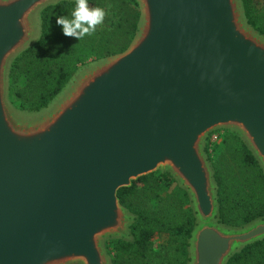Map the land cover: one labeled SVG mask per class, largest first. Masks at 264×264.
Here are the masks:
<instances>
[{
	"label": "water",
	"instance_id": "1",
	"mask_svg": "<svg viewBox=\"0 0 264 264\" xmlns=\"http://www.w3.org/2000/svg\"><path fill=\"white\" fill-rule=\"evenodd\" d=\"M76 0H0V264H112L130 241L118 191L155 172L187 193V264H227L264 240V219L218 223L210 134L242 139L264 174V37L240 0H136L128 48L83 66L46 108L9 101L12 62L40 36V13ZM33 115V116H31Z\"/></svg>",
	"mask_w": 264,
	"mask_h": 264
},
{
	"label": "trees",
	"instance_id": "2",
	"mask_svg": "<svg viewBox=\"0 0 264 264\" xmlns=\"http://www.w3.org/2000/svg\"><path fill=\"white\" fill-rule=\"evenodd\" d=\"M247 24L264 37V0H240ZM76 1H62L40 13V36L12 62L9 101L20 112L46 108L78 70L124 52L137 31L136 0H87L105 11L103 23L77 40L64 36L60 16L71 19ZM219 135L220 144L210 138ZM205 153L216 183L218 223L243 227L264 219V174L241 138L229 131L209 135ZM120 204L133 216L131 240L113 239L106 249L112 264H187L188 240L195 218L187 193L168 173L155 172L118 191ZM157 240H162L158 243ZM227 264H264V240L234 254Z\"/></svg>",
	"mask_w": 264,
	"mask_h": 264
},
{
	"label": "clouds",
	"instance_id": "3",
	"mask_svg": "<svg viewBox=\"0 0 264 264\" xmlns=\"http://www.w3.org/2000/svg\"><path fill=\"white\" fill-rule=\"evenodd\" d=\"M104 17L105 11L102 8L90 9L87 0H77L71 19L60 16L57 18V24L62 26L64 36L80 40L85 35H91L96 30V26L103 23Z\"/></svg>",
	"mask_w": 264,
	"mask_h": 264
},
{
	"label": "rangeland",
	"instance_id": "4",
	"mask_svg": "<svg viewBox=\"0 0 264 264\" xmlns=\"http://www.w3.org/2000/svg\"><path fill=\"white\" fill-rule=\"evenodd\" d=\"M257 1H259V2H261L262 0H257ZM89 63H91V62H89ZM89 63H87V64H89ZM86 64V65H87ZM82 68V67H81ZM68 86V85H67ZM66 86V87H67ZM65 87V88H66ZM64 88V89H65ZM61 94V93H60ZM27 114H30V113H27ZM31 116H33V115H31ZM220 142H221V138H220V136L219 135H216V134H213L212 136H211V138H210V143L212 144V145H216V144H220ZM158 241V243H162V240H157Z\"/></svg>",
	"mask_w": 264,
	"mask_h": 264
}]
</instances>
